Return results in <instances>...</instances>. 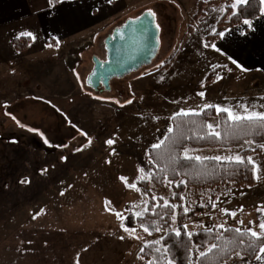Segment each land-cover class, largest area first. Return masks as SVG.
Returning <instances> with one entry per match:
<instances>
[{"label":"rangeland","instance_id":"obj_1","mask_svg":"<svg viewBox=\"0 0 264 264\" xmlns=\"http://www.w3.org/2000/svg\"><path fill=\"white\" fill-rule=\"evenodd\" d=\"M128 1L129 17L116 20L68 53L57 50L46 60L23 65L24 83L0 93V264H147L138 253L165 233L127 229L123 220L130 204L135 205L137 216L147 211L149 200L137 190L144 180L149 182L153 199L176 206L173 183L160 188L151 182L147 161L148 150L162 144L177 116L168 125L169 119L161 112L168 105L176 112L177 106L183 110L194 101L203 104L206 95L216 93L222 100L205 107L214 105L243 114L242 106H247L250 111L264 112V81L236 69L224 58L216 55L208 61L216 68L226 64L222 83L215 81L218 79L203 81V37L218 33L225 4L211 5V0ZM144 11L156 14L161 29L158 57L138 73L112 81L110 91L96 93L86 85L93 57L106 59L105 40L113 29ZM172 55H178L177 62L167 71L170 66L162 65ZM209 124L215 133L219 117ZM108 140L114 143L109 145ZM262 145L190 148L185 154L199 160L217 156L225 160L242 157L244 150L255 151ZM253 154L257 185L263 194L260 200L254 201L249 189L235 185L188 188L183 196L185 210L204 209L186 224L188 232L220 228L221 224L225 228L246 224L247 229L260 232L259 224L264 223V152ZM176 215L174 231L178 230ZM200 256L194 247L191 264H197ZM236 256L225 264H242L240 257L248 259Z\"/></svg>","mask_w":264,"mask_h":264},{"label":"trees","instance_id":"obj_2","mask_svg":"<svg viewBox=\"0 0 264 264\" xmlns=\"http://www.w3.org/2000/svg\"><path fill=\"white\" fill-rule=\"evenodd\" d=\"M225 1L227 6L223 16L218 21V26L235 27L243 23L245 19L255 20L260 17L259 0H250L247 6L239 9V14H234L230 6L231 0H211V4ZM58 0H52L56 5ZM220 35L210 34L205 37L204 44L211 48L219 40ZM31 39L29 37H20L14 40L17 51L25 52ZM48 45L57 47L55 42L48 41ZM172 55L163 65L162 68H168L173 61ZM222 67L211 71L207 76V81L218 79ZM215 107L206 108L200 113L177 115L172 119V131L166 136L159 148L148 150L147 161L152 171L151 182L157 187L163 188L167 183H173V203L176 206L166 205L160 199L159 202L151 197L149 182L141 181L137 185L144 200H149L147 211L143 216H137L134 212L135 205L128 206V213L123 220V226L127 229L136 227L149 228V233L156 235L160 232L165 233L164 237L157 241L145 245L143 251L138 256L143 258L147 264H166L163 250L168 249V257L173 260V264H191L194 247L200 251L207 252L211 244H216L217 248L205 257L200 256L197 264H225L237 252L246 258L253 260L259 254V248L264 246V237L256 240L254 248L249 247V241L255 240L247 234L245 227H239L243 236V244L235 241L232 229L224 231L223 228H213L211 230H198L192 234L191 239L187 235L186 224L198 213H203V207H196L194 210L186 211L183 206V196L188 188L206 189L217 188L221 185H235L243 188H251L257 182L256 170L252 165H236L229 163L227 160L216 159H196L194 156H187L185 152L190 149L203 148H231L243 147L247 142L252 141L257 145L264 144V129L257 125H250L247 122L234 123L228 120L227 113L217 114ZM218 116L219 126L214 133L208 128L210 119ZM254 131V134H247ZM218 133L219 135H216ZM254 152L261 153L262 147H257L255 151L246 149L242 152V157L247 158ZM212 208V205L209 206ZM178 224V230L181 236L177 237L173 230L174 215ZM160 228V231L156 229ZM183 241V243H180ZM160 249V251H156Z\"/></svg>","mask_w":264,"mask_h":264},{"label":"crops","instance_id":"obj_3","mask_svg":"<svg viewBox=\"0 0 264 264\" xmlns=\"http://www.w3.org/2000/svg\"><path fill=\"white\" fill-rule=\"evenodd\" d=\"M233 2L234 0H231L230 6ZM223 4L226 8L225 1L211 5L219 6ZM128 9V0H58L56 5L50 4L49 0H0V79H2L0 81V93L11 92L15 87L24 83L21 70L23 65L46 60L49 54H55L57 50L62 51L65 49L68 53L70 48L74 49L80 43L82 44L87 39L110 28L119 19L129 17L131 11ZM205 15L206 12H203V17ZM250 21L255 29L254 31L244 23L235 27L217 25L218 33L224 34V37L220 36L215 43L219 51L204 47L201 52L204 59L201 71L203 72V81L206 84L208 83L206 82L207 74L217 66L215 64L210 66L211 61L209 63L208 61L216 55L224 58L228 64L232 63V59H238V63L246 69L243 72L252 73L255 78L264 81V17L260 16L258 19ZM21 33H31L35 40L30 36H21ZM20 37L31 39V43L25 52H19L15 48L14 40ZM205 37H203V41ZM48 41L55 42L58 46L48 45ZM177 58L178 55L174 58L170 67L165 70H171L175 66ZM221 66L223 67L222 75L215 81L222 83L221 80L227 75L226 64ZM234 67L240 69L235 65ZM19 74L21 75L20 82L16 79ZM5 76L10 80H7ZM222 98L221 94H208L205 96L203 104H197L194 101L183 110H180L181 106H177L176 112H174V106L170 107L168 105L166 110L161 113L169 119L168 125H170L169 123L175 114L180 115L182 112L200 113L207 108L204 105L219 102ZM168 130L167 132H169ZM257 184L258 176L253 187L244 189V191L249 189L248 194L253 197L254 201L260 200L263 195ZM254 223L257 226L259 219H256ZM240 227L247 229L246 224ZM97 258H99V254ZM240 258L242 264H264V259L257 261L256 258L254 260Z\"/></svg>","mask_w":264,"mask_h":264},{"label":"water","instance_id":"obj_4","mask_svg":"<svg viewBox=\"0 0 264 264\" xmlns=\"http://www.w3.org/2000/svg\"><path fill=\"white\" fill-rule=\"evenodd\" d=\"M149 11L136 18L126 19L113 29L105 40L106 59L93 57V69L86 85L97 92L100 87L111 90L114 80H122L153 64L161 49V29L157 17H148Z\"/></svg>","mask_w":264,"mask_h":264},{"label":"snow or ice","instance_id":"obj_5","mask_svg":"<svg viewBox=\"0 0 264 264\" xmlns=\"http://www.w3.org/2000/svg\"><path fill=\"white\" fill-rule=\"evenodd\" d=\"M249 2H250V0H234L233 4L231 5V7H232V9L234 11V14H239L240 7L247 6L249 4ZM49 3L51 4L52 0H49ZM259 3H260V16L264 17V0H259ZM223 10L224 9L221 8V11H223ZM213 11H215V9H213ZM155 15L156 14L154 12H152V11H149L147 13L148 17H155ZM243 23L245 25H247L253 31L255 30L253 28L252 22L250 20L245 19L243 21ZM157 27H158V25H157ZM218 34L222 38L224 37L223 33H218ZM21 36H30V37H32L33 40H35V37L32 36L31 33H21ZM206 46H209V45H206ZM210 47H212L216 51H219V49L216 48L215 45H210ZM232 63L237 68H240L241 71H245L246 70L245 68L242 67V65L240 63H238V59H232ZM200 95L203 96L204 94L200 93ZM131 102L132 101H128V103H131ZM207 107L211 108L213 106L212 105H207ZM215 110H216L217 114H219L221 112L227 113L228 120L233 121L234 123L247 122L250 125H257L260 129H264V112L250 111L247 106H242V113L243 114H241L240 112H233V110L230 109V108H221L219 106H217ZM188 114H189L188 112L180 113V115H188ZM193 114H195V113H193ZM212 127L213 126L211 124L208 125L209 129H211ZM29 130L31 131V129H29ZM168 131L171 132L172 129L169 128ZM247 134H254V131H250ZM216 135H219V134L216 133ZM45 142L47 143V141H45ZM246 142L249 143V144L252 143V141H246ZM106 143L111 145V144L114 143V141L113 140H108ZM154 147L155 148H159L160 144L154 145ZM261 147H264V145H262ZM186 155H187V153H186ZM196 159H200V157H196ZM215 159L217 161H219V160H221V157L217 156V157H215ZM224 159L227 160L229 163H235L236 165H244L245 163H247L249 165H252L253 170H258V166L255 164V162H254V160H253V158L251 156H249L247 158H244V157H241L240 155H235V156L225 157ZM120 179L127 183V180H126L125 177H121ZM131 187H135V185H131ZM260 210H262V209H258V211H260ZM116 215L119 218L120 214L116 213ZM232 215L235 216L234 213ZM241 223H243V222L241 221ZM185 228H187V226H185ZM220 228H223L224 231H226V232L230 231L229 229L225 228L224 224H221ZM259 229H260L259 233L257 231L252 230V229H247L246 230L247 234L250 237L255 238V240H250L249 241V247L250 248H254L255 247L256 240H259L262 237H264V223H260L259 224ZM125 230L127 231V229H125ZM156 230L160 231V228L157 227ZM144 231L145 232H149V228L145 227ZM231 231L234 233L235 241L229 240L228 243L231 244L233 242H236V243H239V244H243L244 243L243 236L245 235V232H242L241 229H239V228L232 229ZM175 235L177 237H180L181 236V231L180 230H175ZM187 235L189 236V239H191L192 234L190 232H188ZM157 243H159V241H157ZM180 243H183V241H180ZM216 248H217L216 244H211L210 247L207 249V252L200 251V255L202 257H205L208 253H211ZM141 251H143V249H141ZM156 251L159 252L160 249H156ZM168 251L169 250L166 249V248L163 250L166 264H173V260L168 257ZM236 255L240 256V252H237ZM256 259H257V261H260V260L264 259V246L259 248V254L256 255ZM149 264H152V262H149ZM157 264H158V262H157Z\"/></svg>","mask_w":264,"mask_h":264},{"label":"built area","instance_id":"obj_6","mask_svg":"<svg viewBox=\"0 0 264 264\" xmlns=\"http://www.w3.org/2000/svg\"><path fill=\"white\" fill-rule=\"evenodd\" d=\"M90 41H91V40H89V39H88V40H87V43H88V42H90ZM85 42H86V41H85ZM85 42H84V43H82V44H87V43H85ZM68 58H69V56H66V58H65V59H67V60H68ZM26 94H27V93H24V94H22V95H23V96H26ZM15 96H17V95H15ZM78 125H79V126H81L80 124H78Z\"/></svg>","mask_w":264,"mask_h":264},{"label":"flooded vegetation","instance_id":"obj_7","mask_svg":"<svg viewBox=\"0 0 264 264\" xmlns=\"http://www.w3.org/2000/svg\"><path fill=\"white\" fill-rule=\"evenodd\" d=\"M105 60V59H104ZM93 90V89H92ZM94 91V90H93ZM106 91L103 89V87H100V89L96 93H105Z\"/></svg>","mask_w":264,"mask_h":264}]
</instances>
